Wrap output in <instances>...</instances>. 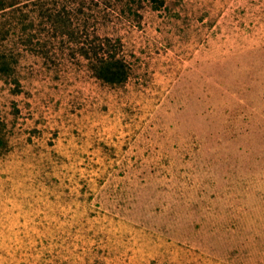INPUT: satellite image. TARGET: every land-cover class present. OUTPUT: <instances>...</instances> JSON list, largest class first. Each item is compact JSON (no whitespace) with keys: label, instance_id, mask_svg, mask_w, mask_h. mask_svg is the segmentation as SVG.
<instances>
[{"label":"rangeland","instance_id":"rangeland-1","mask_svg":"<svg viewBox=\"0 0 264 264\" xmlns=\"http://www.w3.org/2000/svg\"><path fill=\"white\" fill-rule=\"evenodd\" d=\"M4 1L0 264H264V0Z\"/></svg>","mask_w":264,"mask_h":264},{"label":"trees","instance_id":"trees-1","mask_svg":"<svg viewBox=\"0 0 264 264\" xmlns=\"http://www.w3.org/2000/svg\"><path fill=\"white\" fill-rule=\"evenodd\" d=\"M7 6H9L7 1L0 0V10L8 8ZM24 34H25V31H24Z\"/></svg>","mask_w":264,"mask_h":264}]
</instances>
